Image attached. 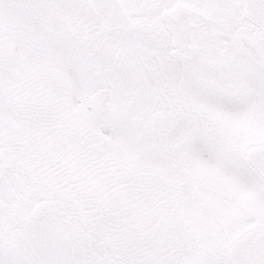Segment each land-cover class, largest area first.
Listing matches in <instances>:
<instances>
[{"label": "snow or ice", "instance_id": "1", "mask_svg": "<svg viewBox=\"0 0 264 264\" xmlns=\"http://www.w3.org/2000/svg\"><path fill=\"white\" fill-rule=\"evenodd\" d=\"M0 264H264V0H0Z\"/></svg>", "mask_w": 264, "mask_h": 264}]
</instances>
